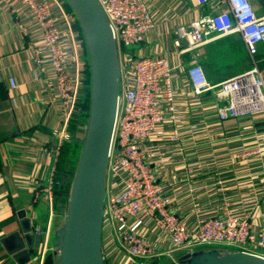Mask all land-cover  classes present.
I'll return each instance as SVG.
<instances>
[{"label":"crops","instance_id":"0c3cea01","mask_svg":"<svg viewBox=\"0 0 264 264\" xmlns=\"http://www.w3.org/2000/svg\"><path fill=\"white\" fill-rule=\"evenodd\" d=\"M144 2L154 26L141 44L116 53L117 63L124 54L131 58L163 56L177 67L172 80L177 115L163 129L177 128L179 140L171 143L163 138L154 143L164 152L162 179L173 208L192 224L197 216L222 215L226 209L245 213L256 232L264 230V114L220 121L217 108L225 100L216 93L219 83L253 67L264 80V43H258L253 58L238 33L210 34L188 50V41L179 39L176 29L189 30L188 25L207 15L209 7H199L194 0ZM255 8L256 14L264 15V4L255 2ZM43 50L37 27L20 1L0 0V264H40L45 234L47 253L52 252L64 221L65 207L56 212L41 194L55 178L56 167L44 149L55 145L62 133L69 135L50 66L36 64L35 57L43 56ZM192 63L202 67L214 89L192 93L185 74ZM9 78L15 80L16 88H11ZM85 125L76 130L78 144ZM70 139L69 135L63 143ZM255 149L259 152L248 155ZM28 227L43 231L30 258L21 240ZM186 253L182 250L175 255ZM53 256L58 264V257Z\"/></svg>","mask_w":264,"mask_h":264},{"label":"built area","instance_id":"2783aa9c","mask_svg":"<svg viewBox=\"0 0 264 264\" xmlns=\"http://www.w3.org/2000/svg\"><path fill=\"white\" fill-rule=\"evenodd\" d=\"M19 1L37 27L44 55L35 57L36 64L46 62L50 66L67 124L77 111L89 62L76 15L67 8L65 0ZM96 2L111 28L116 53L141 44L154 26L144 0ZM194 2L199 7L208 6L209 13L191 22L189 30L177 27V36L188 41V50L202 44L210 34L238 33L247 53L254 57L258 43H264V15L256 14L249 0ZM176 68L163 56L131 58L127 54L118 66L117 110L107 155L103 199V262L148 264L163 255L172 256L182 250L192 252L200 246L264 259V230L256 232L247 214H234L226 209L222 215L197 216L192 224V220L173 208V198L162 179L164 152L155 148L154 143L179 140L177 128L163 129V124L175 121L177 115L172 86ZM185 74L193 94L214 89L199 64H190ZM9 84L12 89L17 86L13 78H9ZM217 88V96L225 100L217 108L220 121L264 114V80L256 67L219 83ZM68 139L69 135L62 133L55 145L44 149L45 153L57 161L62 143ZM258 152L255 149L248 155ZM56 184L51 179L41 191L42 198L50 205ZM33 231L35 235H43L39 227ZM47 246L45 234L40 264L44 262Z\"/></svg>","mask_w":264,"mask_h":264},{"label":"water","instance_id":"95a60500","mask_svg":"<svg viewBox=\"0 0 264 264\" xmlns=\"http://www.w3.org/2000/svg\"><path fill=\"white\" fill-rule=\"evenodd\" d=\"M75 13L90 64L91 96L85 133L74 171L63 225L53 243L58 264H104L101 252L102 214L107 155L117 110L118 63L111 28L96 0H65ZM254 11L255 2L249 0ZM26 221V220H25ZM29 252L41 241L30 227L23 229ZM186 264H264V259L242 252L213 249L188 252L178 259Z\"/></svg>","mask_w":264,"mask_h":264},{"label":"trees","instance_id":"16d2710c","mask_svg":"<svg viewBox=\"0 0 264 264\" xmlns=\"http://www.w3.org/2000/svg\"><path fill=\"white\" fill-rule=\"evenodd\" d=\"M68 9L70 7L66 5ZM77 29L82 35L79 24ZM85 46V43H84ZM85 51L87 54V49L85 46ZM90 96H91V73L89 62L87 64V69L85 72V79L83 88L80 91L79 99L77 102V111L74 113L69 121L68 131L70 135V141L62 144L60 148V153L56 161L55 167V182L57 183L53 189V208L56 212H59L61 207L65 205L67 200V194L69 190V181L73 179L74 171L76 166L73 164L74 156H79L80 143L75 141L76 130L86 123L88 118L89 107H90ZM78 146L79 151L77 152ZM157 259L152 260L148 264H159ZM43 264H54V256L52 252H48L44 258Z\"/></svg>","mask_w":264,"mask_h":264},{"label":"rangeland","instance_id":"374dc122","mask_svg":"<svg viewBox=\"0 0 264 264\" xmlns=\"http://www.w3.org/2000/svg\"><path fill=\"white\" fill-rule=\"evenodd\" d=\"M133 47H136V45L134 46H129L127 47V49H131ZM87 59L89 60L88 58V54H87ZM87 120L88 118L86 119V124H87ZM86 127V125H85ZM85 127L84 130H85ZM83 139V138H82ZM82 141V140H81ZM79 146L77 148V152L79 151ZM77 155V154H76ZM74 156V160H73V164L76 166L77 164V156ZM71 183H72V179L69 181V190H68V194H67V200H66V203L64 205L65 209H64V216H65V212H66V208H67V203H68V198H69V193H70V187H71ZM213 249H216V247L214 246H200V247H197L195 248V250H193V252H202V251H209V250H213ZM179 254V253H178ZM182 257V255H175L172 254V256H168V255H163L162 257H160L159 259L157 258V262L159 264H180L178 259H180ZM181 264H186L185 262L184 263H181Z\"/></svg>","mask_w":264,"mask_h":264}]
</instances>
